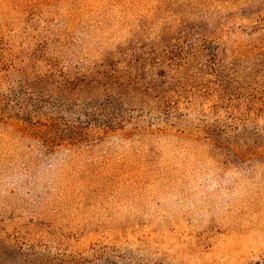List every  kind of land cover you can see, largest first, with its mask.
<instances>
[{
    "label": "rangeland",
    "instance_id": "1",
    "mask_svg": "<svg viewBox=\"0 0 264 264\" xmlns=\"http://www.w3.org/2000/svg\"><path fill=\"white\" fill-rule=\"evenodd\" d=\"M0 264H264V0H0Z\"/></svg>",
    "mask_w": 264,
    "mask_h": 264
}]
</instances>
